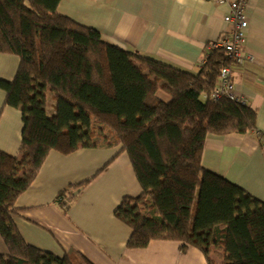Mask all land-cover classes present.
Segmentation results:
<instances>
[{
  "label": "trees",
  "instance_id": "trees-1",
  "mask_svg": "<svg viewBox=\"0 0 264 264\" xmlns=\"http://www.w3.org/2000/svg\"><path fill=\"white\" fill-rule=\"evenodd\" d=\"M60 2L0 0V53L20 59L14 81L0 86L24 124L19 156L0 150V235L9 250L0 264H92L28 244L14 216L52 151L95 147L94 121L115 132L142 189L116 213L132 230L128 248L174 241L209 264H264V203L202 165L208 135L256 128L247 104L211 99L221 70L234 67L226 51L210 44L198 73L183 70L106 42L58 13ZM72 199L65 190L57 201L66 210Z\"/></svg>",
  "mask_w": 264,
  "mask_h": 264
},
{
  "label": "crops",
  "instance_id": "crops-1",
  "mask_svg": "<svg viewBox=\"0 0 264 264\" xmlns=\"http://www.w3.org/2000/svg\"><path fill=\"white\" fill-rule=\"evenodd\" d=\"M236 1L241 0H61L57 11L123 50L198 73L206 47L231 34L224 17ZM242 1L248 21L242 49L249 58L234 63L233 80L237 94L257 113L256 128L208 135L202 165L264 203V0ZM19 66V57L0 53V82H13ZM5 99L0 86V150L17 157L22 113L5 106ZM48 106L54 112L51 97ZM93 127L95 147L69 155L52 151L15 202L14 221L24 240L83 263L209 264L199 249L183 251L180 242L156 240L143 249L128 248L132 230L116 213L124 199L139 197L142 189L115 132L95 121ZM65 190L73 197L66 210L57 201ZM8 256L0 235V257Z\"/></svg>",
  "mask_w": 264,
  "mask_h": 264
},
{
  "label": "built area",
  "instance_id": "built-area-1",
  "mask_svg": "<svg viewBox=\"0 0 264 264\" xmlns=\"http://www.w3.org/2000/svg\"><path fill=\"white\" fill-rule=\"evenodd\" d=\"M244 7L245 2L242 0L232 2L231 12L224 17V21L232 25L233 30L229 36H223L217 42L213 43L215 48L224 49L233 63L238 65H241L249 58L242 49L247 40L246 31L248 27V21L244 16ZM204 61L203 59L202 64ZM223 98L236 103H245L237 94L233 80V70L229 66L221 70L217 85L211 93V99L214 101Z\"/></svg>",
  "mask_w": 264,
  "mask_h": 264
},
{
  "label": "rangeland",
  "instance_id": "rangeland-1",
  "mask_svg": "<svg viewBox=\"0 0 264 264\" xmlns=\"http://www.w3.org/2000/svg\"><path fill=\"white\" fill-rule=\"evenodd\" d=\"M49 98H50V96H49ZM49 98H48V99H49ZM47 108H48V110H47V111H48V114L52 115L53 112H52L51 108H50L49 106H48ZM106 127H107V126H106ZM93 128H94V127H93ZM98 130H99V129H98ZM110 130H111V129H110Z\"/></svg>",
  "mask_w": 264,
  "mask_h": 264
}]
</instances>
